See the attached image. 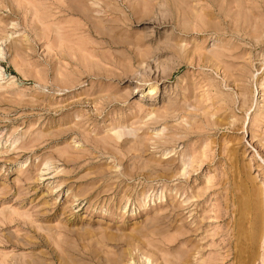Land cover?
<instances>
[{"label": "rangeland", "instance_id": "1", "mask_svg": "<svg viewBox=\"0 0 264 264\" xmlns=\"http://www.w3.org/2000/svg\"><path fill=\"white\" fill-rule=\"evenodd\" d=\"M0 68V264H264V0H0Z\"/></svg>", "mask_w": 264, "mask_h": 264}, {"label": "bare ground", "instance_id": "2", "mask_svg": "<svg viewBox=\"0 0 264 264\" xmlns=\"http://www.w3.org/2000/svg\"><path fill=\"white\" fill-rule=\"evenodd\" d=\"M147 16L146 15H142V18H146ZM2 75V71H1V68H0V76ZM153 91V88L149 90V92Z\"/></svg>", "mask_w": 264, "mask_h": 264}]
</instances>
